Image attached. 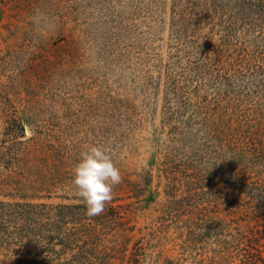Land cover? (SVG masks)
Here are the masks:
<instances>
[{
  "label": "rangeland",
  "instance_id": "rangeland-1",
  "mask_svg": "<svg viewBox=\"0 0 264 264\" xmlns=\"http://www.w3.org/2000/svg\"><path fill=\"white\" fill-rule=\"evenodd\" d=\"M0 202V264H264V0H0Z\"/></svg>",
  "mask_w": 264,
  "mask_h": 264
},
{
  "label": "clouds",
  "instance_id": "clouds-1",
  "mask_svg": "<svg viewBox=\"0 0 264 264\" xmlns=\"http://www.w3.org/2000/svg\"><path fill=\"white\" fill-rule=\"evenodd\" d=\"M121 182L120 169L110 154L99 146H92L84 152L74 168L73 185L76 194L85 201L90 217L104 212L114 199L115 186Z\"/></svg>",
  "mask_w": 264,
  "mask_h": 264
},
{
  "label": "trees",
  "instance_id": "trees-1",
  "mask_svg": "<svg viewBox=\"0 0 264 264\" xmlns=\"http://www.w3.org/2000/svg\"><path fill=\"white\" fill-rule=\"evenodd\" d=\"M0 204L3 206V209L10 213V216H14V218H17V221L19 225H22L23 220L30 221L33 217H39V216H50V213L52 211V205L45 204V203H19V202H13V203H5L0 202ZM36 222V221H35ZM22 231H26V227H21Z\"/></svg>",
  "mask_w": 264,
  "mask_h": 264
}]
</instances>
